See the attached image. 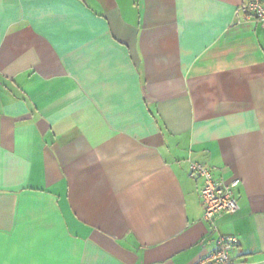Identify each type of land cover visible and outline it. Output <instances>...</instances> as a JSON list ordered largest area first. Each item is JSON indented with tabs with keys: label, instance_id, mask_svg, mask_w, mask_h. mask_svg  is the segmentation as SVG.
I'll use <instances>...</instances> for the list:
<instances>
[{
	"label": "crops",
	"instance_id": "obj_1",
	"mask_svg": "<svg viewBox=\"0 0 264 264\" xmlns=\"http://www.w3.org/2000/svg\"><path fill=\"white\" fill-rule=\"evenodd\" d=\"M248 1L0 0V264H264ZM191 163L241 182L219 233Z\"/></svg>",
	"mask_w": 264,
	"mask_h": 264
},
{
	"label": "built area",
	"instance_id": "obj_2",
	"mask_svg": "<svg viewBox=\"0 0 264 264\" xmlns=\"http://www.w3.org/2000/svg\"><path fill=\"white\" fill-rule=\"evenodd\" d=\"M237 16L245 20L254 19L264 29V0H249L242 4ZM190 168L192 175L200 182L199 197L203 207V220L211 226L213 232L219 233L218 217L222 213L236 214L240 210L235 193L241 182L238 179L230 183L221 182L211 170L199 163H191ZM236 243L234 237L220 234L216 251L196 264H233L231 254Z\"/></svg>",
	"mask_w": 264,
	"mask_h": 264
}]
</instances>
